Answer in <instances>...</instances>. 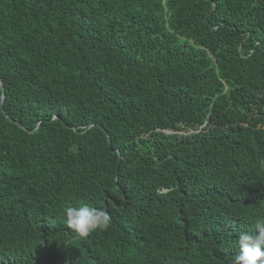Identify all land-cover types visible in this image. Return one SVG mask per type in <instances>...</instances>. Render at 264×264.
<instances>
[{"label": "trees", "instance_id": "trees-1", "mask_svg": "<svg viewBox=\"0 0 264 264\" xmlns=\"http://www.w3.org/2000/svg\"><path fill=\"white\" fill-rule=\"evenodd\" d=\"M0 79V264H231L264 220V0H0Z\"/></svg>", "mask_w": 264, "mask_h": 264}, {"label": "clouds", "instance_id": "clouds-1", "mask_svg": "<svg viewBox=\"0 0 264 264\" xmlns=\"http://www.w3.org/2000/svg\"><path fill=\"white\" fill-rule=\"evenodd\" d=\"M260 163L264 164V161ZM64 216L67 228L81 238H87L97 230L106 231L112 223L106 210L88 204L69 206ZM236 243L239 251L231 264H264V220L256 221L255 233H240Z\"/></svg>", "mask_w": 264, "mask_h": 264}, {"label": "water", "instance_id": "water-1", "mask_svg": "<svg viewBox=\"0 0 264 264\" xmlns=\"http://www.w3.org/2000/svg\"><path fill=\"white\" fill-rule=\"evenodd\" d=\"M0 84H1V86H3L2 82H1V79H0Z\"/></svg>", "mask_w": 264, "mask_h": 264}]
</instances>
